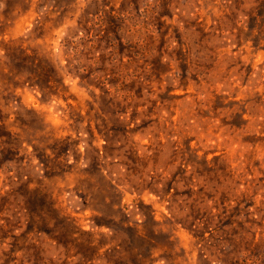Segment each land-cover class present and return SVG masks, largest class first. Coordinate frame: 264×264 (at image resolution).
<instances>
[{
	"label": "rangeland",
	"instance_id": "374dc122",
	"mask_svg": "<svg viewBox=\"0 0 264 264\" xmlns=\"http://www.w3.org/2000/svg\"><path fill=\"white\" fill-rule=\"evenodd\" d=\"M0 264H264V0H0Z\"/></svg>",
	"mask_w": 264,
	"mask_h": 264
},
{
	"label": "trees",
	"instance_id": "16d2710c",
	"mask_svg": "<svg viewBox=\"0 0 264 264\" xmlns=\"http://www.w3.org/2000/svg\"><path fill=\"white\" fill-rule=\"evenodd\" d=\"M39 69H42L41 61H37V63L35 64V70H39ZM37 85H39V84H37ZM39 87L41 88L42 91H43V89H45L44 87H41L40 85H39Z\"/></svg>",
	"mask_w": 264,
	"mask_h": 264
}]
</instances>
